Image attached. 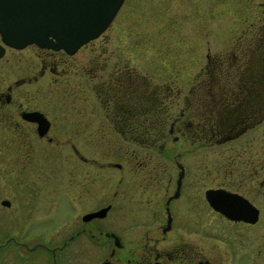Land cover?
I'll return each mask as SVG.
<instances>
[{
    "label": "flooded vegetation",
    "instance_id": "flooded-vegetation-1",
    "mask_svg": "<svg viewBox=\"0 0 264 264\" xmlns=\"http://www.w3.org/2000/svg\"><path fill=\"white\" fill-rule=\"evenodd\" d=\"M245 14L174 79L130 67L129 51L119 59L101 33L71 53L0 40V205L17 198L13 211L27 208L28 223L61 178L62 244L42 246L51 264L71 243L109 244L102 264H220L215 230H227L219 239H253L261 253L264 0ZM38 84L49 95H38ZM209 190L244 199L255 220L226 217ZM9 243L27 247L8 235L0 251Z\"/></svg>",
    "mask_w": 264,
    "mask_h": 264
},
{
    "label": "rangeland",
    "instance_id": "rangeland-1",
    "mask_svg": "<svg viewBox=\"0 0 264 264\" xmlns=\"http://www.w3.org/2000/svg\"><path fill=\"white\" fill-rule=\"evenodd\" d=\"M253 1L122 0L101 36L108 39V48L115 47L119 51V59L125 58L126 51H129L130 67L139 72L145 71L151 77L158 71L174 79L176 72H181L193 62V54L207 46H219L222 32L239 26L247 16L245 10L253 6ZM38 88V95H49L45 84H38ZM165 142L172 143L168 136ZM130 143L132 142L129 141V145ZM59 158L57 157L58 170L55 175L61 176ZM62 185L61 178L54 179L53 190L47 195L50 201L45 196L28 223L26 219L29 216L25 214L27 208L19 214L13 211L17 198L10 197L13 204L8 210L0 205V241L8 235H14L27 245L23 248L9 243L0 251V264H51L50 257L42 246H53L52 242L54 245L62 244L59 241L63 235L60 226L64 212ZM38 200L41 201L40 198ZM115 232L119 234L122 244L118 254L121 256V263H124L129 246V229L121 225ZM226 232L227 230L210 232L213 235L210 241L221 250L220 264H264V247H261L259 253L253 239L250 241L248 237L245 241L230 237L219 239L226 236ZM36 242L39 247L30 250ZM84 244L71 243L56 251L55 264H102L110 245Z\"/></svg>",
    "mask_w": 264,
    "mask_h": 264
},
{
    "label": "water",
    "instance_id": "water-1",
    "mask_svg": "<svg viewBox=\"0 0 264 264\" xmlns=\"http://www.w3.org/2000/svg\"><path fill=\"white\" fill-rule=\"evenodd\" d=\"M121 2L0 0V40L5 45L17 48L33 43L38 47L62 49L71 53L107 27ZM2 51L0 45V55ZM206 199L213 208L222 211L230 219L255 220L254 207L244 199L214 194L210 190L206 192ZM114 244L120 246L115 235ZM103 264L109 263L104 261Z\"/></svg>",
    "mask_w": 264,
    "mask_h": 264
}]
</instances>
